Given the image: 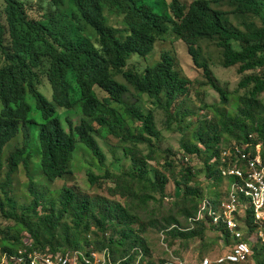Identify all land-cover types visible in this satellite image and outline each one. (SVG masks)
<instances>
[{
	"label": "trees",
	"instance_id": "trees-1",
	"mask_svg": "<svg viewBox=\"0 0 264 264\" xmlns=\"http://www.w3.org/2000/svg\"><path fill=\"white\" fill-rule=\"evenodd\" d=\"M0 1V216L13 221L0 228V262L4 255L22 248L52 254L107 251L113 264H142L149 256L147 238L133 226L140 220L133 206L92 197L66 184L56 199H49L35 191L30 174L37 153L36 166L42 177L50 183L65 178L72 172L73 155L80 146L104 165L106 154L96 135L101 132L119 138L132 168L117 176L108 170L103 175L89 170L90 184L102 185L111 178L115 183L112 194L140 205L158 200L156 193L166 197L165 173L156 170L157 178L148 176L149 164L156 158L153 137L159 134L154 112L128 103L123 96L131 85L137 96L146 94L164 109L168 120L184 122L189 117L182 124L185 128L192 125L197 114L189 107L182 109L180 99L189 96L193 81L177 69L176 54L166 50L153 64L137 65L170 30L186 43L195 66L218 93L219 101L204 104L211 118L197 117L193 140L182 143V163L175 157L166 162L177 185L185 187L182 202L190 208L183 211L186 227L172 217L163 232L171 241L203 237L210 228L190 220L202 199L214 192L205 194L190 185L195 173L185 164L187 154L204 155L207 179L216 181L220 178L211 159L230 142L246 144L247 151L258 152L264 161V20L261 26L243 23L241 28L226 18L229 14L262 17L264 0H193L189 5L181 0H39V6L32 0L28 8L24 0ZM157 7L160 12L155 11ZM106 13L121 18L122 26L111 24ZM3 15L8 28L1 24ZM203 39H211L221 49L223 67L238 65L242 76L233 92L219 85L210 64L201 60L199 42ZM134 54L138 55L135 59ZM37 71L45 74L50 100L39 90ZM97 88L108 95L101 98ZM240 89L243 93H236ZM59 107L78 114L77 121L70 115L61 116ZM32 111L38 112L39 121ZM17 138L20 145L5 156L6 147ZM128 142L145 143L149 152L140 153L126 145ZM167 153L173 154V150ZM19 168L29 179L32 200L17 206L10 186ZM247 223L251 231L257 227L251 220ZM141 226V232L145 231V225ZM252 250L251 259L258 262L264 247L256 243Z\"/></svg>",
	"mask_w": 264,
	"mask_h": 264
},
{
	"label": "rangeland",
	"instance_id": "rangeland-1",
	"mask_svg": "<svg viewBox=\"0 0 264 264\" xmlns=\"http://www.w3.org/2000/svg\"><path fill=\"white\" fill-rule=\"evenodd\" d=\"M26 2H32V0H24ZM170 2L171 0H166ZM185 5H189L193 0H181ZM39 0H33V5L39 6ZM155 11L160 12L157 7ZM108 20L111 24H115L121 27V18L115 17L114 15L106 14ZM228 21L236 27H244L242 24L253 25V27L261 26L264 20V13L262 17L256 16H243L238 17L236 15H227ZM244 21V22H243ZM200 47V57L201 60L207 61L211 66L212 75L215 77L216 81L227 89L233 92L242 74L237 70L238 65H233L230 67H223L221 65V49L218 48L214 41L211 39H203L199 42ZM171 50L177 56V69L184 76H187L193 81L192 88L189 96L181 98L180 106L182 109L189 107L197 115L193 117V123L189 128H185L183 124L186 121L179 122L178 120H168L167 113L164 109L158 107L154 104L152 98L144 94L142 96H137L131 85H128L126 80L122 75H118L117 79L128 85V92L124 94V100L128 103H135L140 105L144 111L153 110L155 115L156 126L159 130V134L153 137L154 142V156L155 160H152L149 164L151 170L148 173L149 177L153 179L157 178L155 174L156 170L164 172L167 176L166 183V197L161 198L158 193L156 197L158 200H151L147 204L140 205L138 201L134 199H129L120 194H112L110 191L111 187H115V183L111 178L103 180L102 185H92L90 184L87 176L89 170L93 171L95 174L103 175L106 170L110 172L112 176H117L123 174L125 171H129L132 168L130 156L127 155L123 150V143L120 142L119 138L114 135H106L99 132L96 133L97 139L105 151L106 160L105 164L101 165L98 159L84 147L80 146L73 155L72 160V172L67 173L65 178L58 179L54 183L48 182V180L41 174V170L36 166L39 160V155L35 153L33 157V165L31 171V178L35 191L39 193H44L49 199H56L57 192L62 189L63 185H69L76 189L86 193L92 197H101L106 199H111L113 201H120L124 204L133 206V211L137 213L140 220L133 224L137 229V232L141 233L142 236L147 238L148 244L150 246L149 256L146 255V259L142 264H178L179 262H187L188 264H200L202 257H209L213 259L216 255L224 251L220 248L219 238L217 234L212 230H206L203 237H197L187 242H182L180 240L171 241L167 237L163 229L167 226L170 218L175 217L180 223L181 227H186V218L184 216L185 207L190 208V204H184L182 202L183 195L186 192L184 186H178L175 179L172 177V169L166 167V162L175 157L181 162L182 155L185 154V149L182 147L183 141L193 140L191 135L195 131L197 126V117L201 119H210L211 112L204 107V104H210L212 102L218 103L219 97L218 93L211 88L208 84L207 79L202 73V70L195 66L192 57L188 52V47L186 43L179 39L171 30L165 35V37L158 41L155 45L154 50L146 58H141L140 62L137 64L144 68L147 65H151L161 58V54L166 51ZM138 55H132V58H137ZM131 63L135 61L131 60ZM39 80V90L47 98L51 99V88L46 80L43 71H37ZM197 89V91H196ZM98 95L103 98L108 95L107 92L102 91L97 88ZM243 89L238 90L236 93H243ZM264 101V93L261 95ZM31 104L33 101L29 100ZM34 105V104H33ZM57 112L61 116H71L75 121L78 119V114L72 113L71 110L66 108H57ZM31 115L38 118V112L32 111ZM183 123V124H182ZM226 142V141H225ZM21 139L17 138L12 141L5 149V156L10 153L15 146L20 145ZM126 145L133 146L138 149L140 153L147 154L149 152L148 145L145 143L134 144L133 142H128ZM172 149L173 154H168L167 150ZM188 160L185 164L191 166L195 176L191 181V186H198L204 191L205 194L210 193L213 189L210 180L207 179L206 172L204 171L205 156L196 154H187ZM183 161V160H182ZM182 163V162H181ZM182 165V164H181ZM181 166L174 171H178ZM29 179L24 173V171L19 168L15 174L12 176V183L10 186V196L13 198L14 202L19 205H27L31 202L32 196L28 191ZM141 223L145 225V231H142ZM13 221L5 220L0 216V228L10 226ZM141 228V229H140ZM94 231V228H92ZM87 234L83 235L84 237ZM90 236V235H89ZM90 239H92L90 237ZM3 258V257H2ZM258 262L254 259H249L248 262L244 264H264V255H260L257 258ZM2 261V259H1ZM1 263V262H0Z\"/></svg>",
	"mask_w": 264,
	"mask_h": 264
},
{
	"label": "built area",
	"instance_id": "built-area-1",
	"mask_svg": "<svg viewBox=\"0 0 264 264\" xmlns=\"http://www.w3.org/2000/svg\"><path fill=\"white\" fill-rule=\"evenodd\" d=\"M210 164L216 165L220 181L211 178L214 193L202 199L196 216L190 221L206 223L220 239V247L229 246V249L214 259L204 257L200 264L246 263L256 243L264 247V161L258 152L247 151L246 144L230 142L220 147L218 157H213ZM249 220L257 226L252 231L247 223ZM7 263L113 264V261L107 251L86 249L52 254L22 248L4 255L1 264Z\"/></svg>",
	"mask_w": 264,
	"mask_h": 264
},
{
	"label": "clouds",
	"instance_id": "clouds-1",
	"mask_svg": "<svg viewBox=\"0 0 264 264\" xmlns=\"http://www.w3.org/2000/svg\"><path fill=\"white\" fill-rule=\"evenodd\" d=\"M29 4H30V2H26V8H28ZM0 6H2V2H1V1H0ZM106 14H108V13H106ZM110 15H112V14H110ZM114 16H115V15H114ZM115 17H117V16H115ZM1 24H2L3 27H5V28H8V27H9L8 22L5 20V15H3V19H2V21H1ZM6 35H7V34H6Z\"/></svg>",
	"mask_w": 264,
	"mask_h": 264
}]
</instances>
